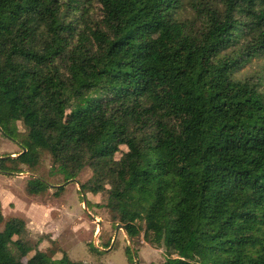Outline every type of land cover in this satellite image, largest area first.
Returning <instances> with one entry per match:
<instances>
[{
	"label": "trees",
	"instance_id": "obj_1",
	"mask_svg": "<svg viewBox=\"0 0 264 264\" xmlns=\"http://www.w3.org/2000/svg\"><path fill=\"white\" fill-rule=\"evenodd\" d=\"M95 1L0 0V131L21 149L0 173L58 196L89 168L84 194L110 185L98 206L160 264H264V93L235 77L264 52V0ZM2 223L0 264H103L54 260L0 199Z\"/></svg>",
	"mask_w": 264,
	"mask_h": 264
},
{
	"label": "rangeland",
	"instance_id": "obj_2",
	"mask_svg": "<svg viewBox=\"0 0 264 264\" xmlns=\"http://www.w3.org/2000/svg\"><path fill=\"white\" fill-rule=\"evenodd\" d=\"M87 1L91 13L97 15L99 5L95 0ZM240 66L235 77L250 80L258 86L260 92L264 93V52L257 53L245 62L242 61ZM19 126L23 129L22 125L19 124ZM18 147L0 131V155L20 152L21 149L17 150ZM43 164L46 170L50 171L49 157L44 159ZM23 175L9 176L0 173V199L4 220L23 219L28 229L25 237L34 242L41 240L38 249L54 253V260H59L67 254L72 261L128 264L127 246H132L134 250L138 249V264H160L167 259L169 252L164 246L154 248L146 243L142 236L132 240L125 230H116L122 223H117L106 209L99 207L107 203L112 191L110 185H106L98 195L86 194L87 199L94 206L85 210L79 185L84 184L91 177L92 172L89 168H85L77 178L79 185L73 181L64 184L61 175L53 177L51 185L64 184V190L58 196L55 195L57 189L53 187L41 195H29L26 188L30 174ZM3 228L2 223L0 231ZM96 238L98 247L95 245ZM111 238L110 248L113 247V249L99 247L105 246L103 241ZM92 247L99 248L102 253L91 252Z\"/></svg>",
	"mask_w": 264,
	"mask_h": 264
},
{
	"label": "water",
	"instance_id": "obj_3",
	"mask_svg": "<svg viewBox=\"0 0 264 264\" xmlns=\"http://www.w3.org/2000/svg\"><path fill=\"white\" fill-rule=\"evenodd\" d=\"M26 175H28V174H26ZM16 176H24V175H23V174H18V175H16ZM72 181L79 185L77 179H74V180H72ZM79 190L82 192V198H83L84 208H85V210H88L87 198H86V195L84 194V192L82 191V187H81V185H79ZM91 217H92V219H93L94 221H96V219H95L93 216H91ZM119 229L124 230V226H123L122 224L118 225L116 230L118 231ZM100 230H101V229H100ZM95 245L98 247V245H97V238H96V241H95ZM130 247L132 248V252H133V254H134V259H135V261H136V264H138V259H137V255L135 254V250L133 249L132 246H130ZM111 248H112V247H111ZM111 248H109V250H110Z\"/></svg>",
	"mask_w": 264,
	"mask_h": 264
},
{
	"label": "crops",
	"instance_id": "obj_4",
	"mask_svg": "<svg viewBox=\"0 0 264 264\" xmlns=\"http://www.w3.org/2000/svg\"><path fill=\"white\" fill-rule=\"evenodd\" d=\"M19 149H20V147H18V149H17V150H19ZM17 150H16V151H17ZM17 153H18V152L11 153V154H12L13 156H15ZM111 249H113V248H111ZM111 249H110V250H111ZM108 250H109V249H108Z\"/></svg>",
	"mask_w": 264,
	"mask_h": 264
}]
</instances>
